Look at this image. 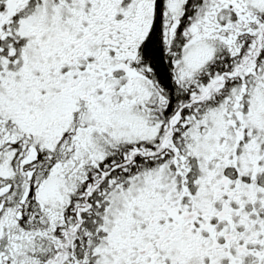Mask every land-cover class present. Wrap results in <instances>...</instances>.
I'll list each match as a JSON object with an SVG mask.
<instances>
[{"label": "snow or ice", "instance_id": "obj_1", "mask_svg": "<svg viewBox=\"0 0 264 264\" xmlns=\"http://www.w3.org/2000/svg\"><path fill=\"white\" fill-rule=\"evenodd\" d=\"M0 264H264V0H0Z\"/></svg>", "mask_w": 264, "mask_h": 264}]
</instances>
